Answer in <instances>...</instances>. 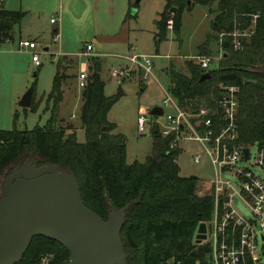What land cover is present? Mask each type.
<instances>
[{
  "label": "trees",
  "instance_id": "1",
  "mask_svg": "<svg viewBox=\"0 0 264 264\" xmlns=\"http://www.w3.org/2000/svg\"><path fill=\"white\" fill-rule=\"evenodd\" d=\"M190 1V3H189ZM218 2L219 13L212 20L214 32L230 30L240 15L247 24V14L258 13L256 34L243 49L236 50L224 41L226 57L208 69L211 77L201 80L207 69L187 60L186 72L171 69L170 90L184 107L212 102L218 96L219 83L240 87L239 141L245 144L264 142V0H168L158 22L159 37H167V20H174L173 31L180 33L182 13L194 4L212 5ZM177 12L172 13V7ZM26 12L0 6V42L14 40ZM128 16H132L131 11ZM240 16V17H239ZM240 18V19H241ZM246 24V25H247ZM215 35L209 34L201 45L200 54H208ZM217 41V35L214 37ZM88 84L82 90L80 117L86 141L80 142L72 125L61 126L62 120L52 113L48 123L33 129H0V200L4 196V175L7 170L27 162L57 164L78 180L82 199L87 207L107 220L114 204L128 207L122 228L124 251L129 256L141 253V264H211L208 244L193 242L199 222L211 217L212 198L196 193L197 179L184 176L178 163L180 149L171 148V139L163 137L158 128L152 130L153 143L145 161L127 160V138L116 132L117 124L108 118L111 108L123 95H105L101 77L102 60L98 55L88 59ZM53 78L50 98L55 108L64 98L66 75L59 59ZM75 63L71 64L74 67ZM78 79V75H76ZM32 108H36L35 96ZM68 130L69 133H67ZM46 252H54L51 264H67L70 252L60 242L44 236H34L22 259L15 264H36ZM135 259V258H134ZM134 261V260H133ZM132 261V262H133ZM128 262V264L134 263ZM137 264V263H136Z\"/></svg>",
  "mask_w": 264,
  "mask_h": 264
},
{
  "label": "rangeland",
  "instance_id": "2",
  "mask_svg": "<svg viewBox=\"0 0 264 264\" xmlns=\"http://www.w3.org/2000/svg\"><path fill=\"white\" fill-rule=\"evenodd\" d=\"M24 3L36 13L37 8L41 9L42 15L37 19L35 14L31 24L19 28L15 42H0V129H12L15 126L19 129H33L37 124H47L52 113H56L58 120L63 119L61 126L72 125L77 131L78 140L85 142L86 133L80 117L83 88L79 87L76 75L86 64L85 68L88 70L89 62L87 63V57L82 52L87 44L93 43L95 48L92 52H96L93 55H100L102 60L101 77L105 82V95L117 93L120 87L123 90V95L109 111L108 118L117 124L116 132L123 133L127 138L128 162L145 161L152 149L153 129L149 127L144 133L139 131L138 113H150L156 105H163V99L171 94V78L168 71L175 69L187 73L186 61L193 59L197 63L192 57L200 54L201 45L209 34L217 35L218 40V33L211 27L212 20L219 13L218 2L210 6L194 4L191 8L183 10L180 33L177 35L173 30H168L164 39L159 37L158 22L168 0H24ZM130 9L131 17L127 15ZM57 14L62 16L61 22L51 23L50 18ZM240 16L246 17L244 14ZM240 18L235 19L232 27L236 25L244 28L242 30L250 29V20L247 24ZM54 27H58L60 32L61 38L57 41L53 40ZM255 34L256 30L252 36L245 39V43ZM20 36L38 37L42 45L49 46V51L40 50L41 66L34 64L31 52L17 51ZM95 36L104 40L103 47L93 42ZM214 37L209 44L208 54L217 56L220 48ZM60 48L67 56L59 55ZM135 53L152 55L153 73L148 78H145L143 69L126 59V56ZM58 59H63L66 80L64 98L58 108H55L49 92L52 89ZM221 61L222 59L215 62L213 66ZM72 63H75L74 67H71ZM127 65L133 67L129 76H112L114 68ZM36 71L38 75L34 77ZM32 84L35 86V109L19 105L20 98ZM159 120L161 124L167 123L163 117ZM69 131L71 130L67 133ZM198 148V144H191L183 150L180 149L182 152L178 156V163L182 175H195L196 193L211 197L210 181L213 168L207 157L200 163L193 160L192 154ZM27 163L37 167L57 165ZM27 163L7 170L4 180L7 181L16 169ZM201 222L209 225L208 221ZM201 222L194 230L193 242L197 246L203 245L204 240L196 241ZM125 253L127 264L133 260L132 263L141 264V253H137V256H129L126 251Z\"/></svg>",
  "mask_w": 264,
  "mask_h": 264
},
{
  "label": "built area",
  "instance_id": "3",
  "mask_svg": "<svg viewBox=\"0 0 264 264\" xmlns=\"http://www.w3.org/2000/svg\"><path fill=\"white\" fill-rule=\"evenodd\" d=\"M250 29L242 30L234 25L230 30L218 33V55L198 54L194 58L204 69H210L215 62L226 57L224 41L228 40L239 50L244 47L245 39L252 36L257 28L258 13L247 14ZM62 16L56 15L51 22L59 24ZM168 30H173L174 20H167ZM59 28L54 32L53 40H59ZM19 51L32 53L35 65L41 66L40 50L44 49L39 41L21 38ZM45 50V49H44ZM46 51V50H45ZM93 45L87 44L82 54L86 57L94 53ZM59 55L66 54L59 50ZM131 64L144 70L145 78L153 73L152 55L131 54L126 56ZM132 66L114 68L112 76H129ZM87 68L80 70L79 87L88 84ZM163 99V114L152 115L139 111L137 125L140 132L158 128L160 134L171 139V148L184 149L191 144L199 148L192 154L196 163L207 157L212 168L210 181L212 198L211 217L208 220L206 238L211 264H264V142L245 144L239 141L240 87L235 84L219 83L218 96L212 102L197 103L196 106L184 107L172 92ZM169 110H166V109ZM160 117L167 123L161 124ZM245 148L249 150L245 152ZM54 252L43 253L36 264H51Z\"/></svg>",
  "mask_w": 264,
  "mask_h": 264
},
{
  "label": "water",
  "instance_id": "4",
  "mask_svg": "<svg viewBox=\"0 0 264 264\" xmlns=\"http://www.w3.org/2000/svg\"><path fill=\"white\" fill-rule=\"evenodd\" d=\"M170 11L176 13L177 7ZM28 18V14L24 16L23 26ZM210 77L211 73L206 71L201 80ZM34 91L32 84L20 98L19 105L31 107ZM150 114L162 115L163 108L156 105ZM245 152L249 150L245 148ZM3 188L0 264L19 262L34 236L63 244L70 252L67 264H127L121 232L129 206L117 208L113 204L108 219H103L85 205L75 175L60 170L57 165L37 167L27 163L14 171ZM206 231V222H201L197 242L206 238Z\"/></svg>",
  "mask_w": 264,
  "mask_h": 264
},
{
  "label": "crops",
  "instance_id": "5",
  "mask_svg": "<svg viewBox=\"0 0 264 264\" xmlns=\"http://www.w3.org/2000/svg\"><path fill=\"white\" fill-rule=\"evenodd\" d=\"M5 5V6H4ZM0 6L1 7H3V8H5V9H8V10H21V11H24V12H26V14L25 15H29V18H28V22L25 24V25H29V24H31V22H32V20H33V18H34V16H35V14H37V19H39L40 17H41V15H42V10L40 9L39 10V8H37L38 9V12L36 13L35 12V10H32L31 8H30V6L28 5H25V3H24V0H17V1H10V0H2V2L0 3ZM131 6V5H130ZM130 11H131V9H130ZM130 11L127 13V15L130 13ZM57 15H59V14H57ZM55 17V16H54ZM51 18H53V17H51ZM51 18H50V22H51ZM52 23V22H51ZM53 24H55V23H53ZM24 25V26H25ZM23 25H22V23H21V25L20 26H16V28H15V33H13V31H12V33L14 34V40H7V41H5V42H9V41H11V42H15V39H16V34H17V32H18V29L19 28H21ZM57 30V27H54V32ZM21 38H30V39H35V40H37V41H39V38L38 37H25V36H20V38H19V40L21 39ZM93 42L95 43V44H99V46L100 47H103L104 46V44H105V42H104V40L103 39H101L100 37H98V36H95L94 37V39H93ZM2 43V42H1ZM39 43H41L40 41H39ZM93 44V43H92ZM43 48L46 50V51H49L50 50V48H49V46L48 45H43ZM94 48H95V45L93 44V50H94ZM132 48H134V46H132ZM17 51H19V49L17 48ZM19 52H23V51H19ZM94 54H96V52L94 53ZM141 54H144V53H141ZM198 55V54H197ZM196 55V56H197ZM65 56H67V55H65ZM64 56V57H65ZM100 56V55H99ZM195 56H193L192 58H194ZM101 58V57H100ZM88 57H87V63H88ZM188 59H190V58H188ZM59 60V59H58ZM63 60V59H62ZM87 65V64H86ZM86 65L84 66V67H82V69L83 68H85L86 67ZM131 71H133V70H131ZM80 73V72H79ZM79 73H78V75H79ZM37 75H38V73H37ZM130 75V74H129ZM78 80V79H77ZM23 96V95H22Z\"/></svg>",
  "mask_w": 264,
  "mask_h": 264
}]
</instances>
